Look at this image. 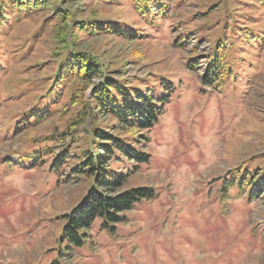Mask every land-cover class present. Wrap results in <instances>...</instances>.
I'll use <instances>...</instances> for the list:
<instances>
[{
  "label": "rangeland",
  "instance_id": "1",
  "mask_svg": "<svg viewBox=\"0 0 264 264\" xmlns=\"http://www.w3.org/2000/svg\"><path fill=\"white\" fill-rule=\"evenodd\" d=\"M4 3L0 264H264V0H168L154 22L130 0H64L31 14ZM62 9L77 19L134 24L145 36H74L104 71H120L116 77L134 86L159 84L158 95L166 96L157 101V121L142 131L148 161L135 171L128 164L126 172V187L151 186L154 196L135 202L113 227L97 217L80 246L60 238L61 216L90 181L51 172L48 152L79 154L93 120L72 126L84 114L67 103L70 84L45 118L23 119L50 90L55 33L64 25L55 11ZM215 43L224 44L223 65L219 80L207 84L202 77ZM66 129L70 134L60 137ZM72 162L70 156L67 166Z\"/></svg>",
  "mask_w": 264,
  "mask_h": 264
},
{
  "label": "trees",
  "instance_id": "2",
  "mask_svg": "<svg viewBox=\"0 0 264 264\" xmlns=\"http://www.w3.org/2000/svg\"><path fill=\"white\" fill-rule=\"evenodd\" d=\"M64 0H2L9 5V10L15 13L31 14L44 10L53 3ZM110 3L113 0H102ZM115 1V0H114ZM136 11L143 18L154 22L164 15L168 9V0H130ZM4 3V4H5ZM0 8V26H6L7 13ZM60 12V13H59ZM55 15L62 19L63 26L57 27L53 54L56 59L55 70L52 73L50 90L41 95L32 108L24 115V121L38 122L49 115L51 107L57 103L61 91L70 84L67 103L71 107L79 106L83 116L76 117L78 121L72 126L85 124L88 116L93 120L89 131L87 148L79 154L68 155L70 148H65L51 155L49 170L55 174L59 172L82 176L90 181V185L78 202L67 212L62 214L64 220L61 228V239L70 246H80L86 236V230L92 222L100 217L102 226L113 227L116 222L124 219L123 213L130 210L134 203L143 198L154 196L151 186L126 187L128 178V164L137 170L138 163L148 161V153L140 139L147 141L142 131L149 130L157 121L161 112V105L157 104L166 96H159L157 85L143 81L139 85H131L119 80L120 71H104L98 57L79 49V41L74 32H84L91 35L108 33L117 37L131 39L141 37L132 23H116L110 19L81 16L76 18L70 10L55 11ZM5 22V24H4ZM180 44V43H178ZM224 44L215 43L203 74L205 83H215L219 80L223 65L222 49ZM192 67V63L187 64ZM162 82L170 85L166 79ZM88 113V115H86ZM107 118L111 123L100 125V119ZM33 120V121H30ZM72 130H75L71 128ZM66 129L60 137L68 134ZM41 154V151H36ZM72 156L73 162L67 166ZM67 166V169H63ZM260 168H256L258 173ZM264 183V173L260 177Z\"/></svg>",
  "mask_w": 264,
  "mask_h": 264
}]
</instances>
